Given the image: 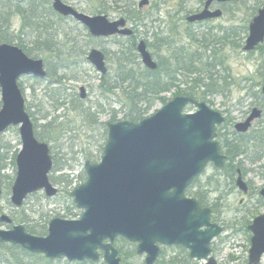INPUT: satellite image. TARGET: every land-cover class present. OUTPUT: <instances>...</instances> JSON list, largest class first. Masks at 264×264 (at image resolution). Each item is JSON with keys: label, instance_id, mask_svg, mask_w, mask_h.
Instances as JSON below:
<instances>
[{"label": "water", "instance_id": "obj_1", "mask_svg": "<svg viewBox=\"0 0 264 264\" xmlns=\"http://www.w3.org/2000/svg\"><path fill=\"white\" fill-rule=\"evenodd\" d=\"M53 10L64 18H73L86 27L94 38L131 37L134 31L127 20L111 21L108 16H91L79 12L62 0H51ZM208 0L204 10L187 18L189 23L222 17L221 10L211 11ZM150 4L141 0L139 8ZM264 43V5L249 26L243 51L251 53ZM143 65L156 71L157 62L144 40L137 46ZM87 61L101 75L108 72L106 56L93 49ZM31 76L47 80L45 63L30 58L21 48L0 44V136L11 127H19L22 150L16 158L17 176L11 189V203L21 208L27 198L43 191L47 198L59 195L50 181L53 159L50 146L40 142L34 124L26 111V100L19 80ZM81 98L87 96L80 88ZM264 95V87L262 88ZM193 106L195 113H184ZM262 111L253 109L248 119L238 123V133H246ZM225 117L206 103L178 96L151 117L139 123L121 121L108 125V141L100 163L85 164L87 180L73 191L76 207L83 210L79 220L53 219L46 237L26 232L23 225L10 231L0 230V241L20 246L32 254L48 259L97 263L103 253L105 264H122L114 243L123 238L137 245V255L145 256V264H156L160 245L181 246L190 251V259L202 264H218L211 257L212 242L224 228L212 223V210L202 208L186 191L209 164L223 169L226 156L220 153L217 128ZM239 190L249 192L238 171ZM2 187L0 180V197ZM264 198V188L260 191ZM2 222H10L8 216ZM252 234L248 264H261L264 259V215L248 227Z\"/></svg>", "mask_w": 264, "mask_h": 264}, {"label": "rangeland", "instance_id": "obj_2", "mask_svg": "<svg viewBox=\"0 0 264 264\" xmlns=\"http://www.w3.org/2000/svg\"><path fill=\"white\" fill-rule=\"evenodd\" d=\"M63 1L87 15H107L111 21L122 17L125 18L121 10L112 8V5L108 3L110 0H104L108 3L105 6L107 10L104 14H97L91 11L92 8L100 6L94 0ZM134 2L135 8L139 10L140 0H134ZM201 2V0H150L148 6L140 9L143 16L147 17L144 25L136 29L132 22H128V27L136 31L138 42L144 40L149 43L152 42L154 34L163 33V36H167L169 29L178 27L179 38L177 39L179 43L187 45L191 43L193 51L199 50V52L205 53V50H201L197 44L192 43L184 33V30L188 27L185 26L183 14L194 13L200 8ZM263 2L264 0H242L229 8L231 11L227 12L223 19L211 21L207 25L191 28V30L194 35L200 37L208 30H213L214 34H216V31L221 30V28L235 26H247L249 28L253 18L258 14V10L263 7ZM20 25L21 19L16 16L13 19V30L16 35ZM66 28L73 31L74 37L78 38L79 48L86 51L87 56L94 48L105 53L110 76L114 77L116 69L114 55L118 51L119 45L117 40L122 44H126L127 39L118 37L117 40L95 39V41L91 42L92 39L90 40L87 30L76 27L72 22L63 23L61 29L66 30ZM247 37L243 41V46ZM16 43L18 42H15L14 45L17 46ZM28 48L30 49L31 45H28ZM150 52L152 53L153 51L150 49ZM219 53L220 57L223 58V66L217 67L214 74L217 75V79L219 77L226 79V90L221 95L209 96L205 103L230 121V126L228 125L227 129L221 131L224 133L226 130L234 131V126L245 121L255 107L260 109L264 116V101L259 95L264 87V66L263 58L261 57L262 52L256 51L251 55L246 54L242 48L234 50L231 46H225ZM164 55L162 54V56ZM210 55V52L205 53V57ZM31 58L44 60L41 54L38 57L32 55ZM155 59L158 61V56ZM139 61L141 62L140 58ZM74 63L72 67H76V65L78 67L76 61ZM74 70V73L81 71ZM85 70L89 72L86 73L84 72ZM82 72L83 75H80L81 81H71L65 84L68 88L67 96H65L68 99V105L60 109H55L59 100V93L55 91L57 85L48 87V81L36 80L31 76H24L19 80V85L23 89L26 100V110L31 114H36V123L37 126H40L37 131L42 133V135L46 134L53 138L49 146L53 148L52 153L53 155L55 154L53 160L56 166L62 168V170L54 171L53 169L50 179L53 178L52 184L60 190L59 196L49 199L43 192H39L29 197L22 208H16V214H14L15 207L11 204L10 197L11 188L17 175L16 158L22 150L19 127L9 128L0 137V146H2L0 148V178L3 189V195L0 200V208L3 210L0 211V217L3 214L11 216L14 212L16 225L35 226L36 230L42 232L41 235L37 234V236L47 235L49 223L54 218L80 219L83 211L75 206L74 198L69 197V192H73L75 188L86 182V162L99 163L101 161L103 156L101 148L106 144L105 139L107 138L108 140L107 124L111 122L113 116H116L117 122L124 121L127 114L128 106L122 91L116 90L108 96H102L99 89V77L101 75L89 62L84 64ZM180 78L187 79L186 76ZM184 86L182 85V88ZM81 87H84L87 93V98L82 104L76 98H80ZM62 94L64 93L62 92ZM164 96L171 101L174 98V91ZM72 103L74 104L72 105ZM77 106H81L78 109L80 112L76 110ZM164 106L165 104L162 101L155 103L147 117L154 115ZM89 108L91 109V114L87 111ZM83 109L87 111L86 116L82 115ZM186 111L195 113L196 109L191 107ZM43 117H47L46 120L48 122L53 119L56 120L55 125H58L56 132L48 133V129L43 130L41 126L47 122L41 119ZM261 122L263 123L261 124ZM262 125H264V117L259 121L256 120L251 130H255ZM245 168L248 170L245 180L250 188V192L247 195L243 194L236 186L233 187V184H228L226 175L224 176L225 173L215 169L212 165L207 168L204 175L200 178L199 186L202 183V189L205 191L213 190L211 188L217 185L221 187L220 190L223 196L222 201L220 200L221 205L219 208L220 222L217 223L224 226L225 232L214 240L212 251V257L218 264H247L251 244L248 233L246 234L244 223L247 220L252 223L256 217L264 215V199L259 196L260 190L264 187V160L257 164L245 162ZM70 169L73 170L70 171ZM61 176H66V178L68 176L67 179L72 180V184L66 186L61 183ZM215 181H218V183ZM197 189L189 190L190 193L188 192V194L192 195ZM205 191H203L204 196L206 195ZM217 196H219V193H216V195L209 193L207 199L212 201L213 197L216 198ZM250 210L253 215L249 214ZM242 216L243 218H241ZM244 217L246 218L245 220H243ZM0 228L6 229L7 227L0 226ZM115 246L116 248H123L124 253L120 254L122 264H144V257L131 256L132 247L130 245L118 240ZM175 253L177 252H167L161 260H164L165 264H167V260H171ZM0 254L3 255L1 256L3 260H15L16 255L19 258V252L15 250L10 252L6 249H0ZM183 256L179 254L180 259H183ZM232 259H235V262ZM10 262L11 264H17L14 261ZM21 262V264H78L69 263L64 258L49 260L42 255H37V257H33L30 260L24 258ZM192 262L200 264V262L195 260ZM0 264L6 263L0 261ZM80 264L88 263L80 262ZM94 264L105 263L101 260L99 263ZM261 264H264V259Z\"/></svg>", "mask_w": 264, "mask_h": 264}, {"label": "trees", "instance_id": "obj_3", "mask_svg": "<svg viewBox=\"0 0 264 264\" xmlns=\"http://www.w3.org/2000/svg\"><path fill=\"white\" fill-rule=\"evenodd\" d=\"M94 1L98 2L100 6L92 8L91 11L93 13H106L107 8L105 6L110 3L113 9L121 10L127 21L132 22L136 26V29L143 26L147 21V17L143 16L140 9L137 10L135 8L134 0H110L108 3H106L107 0ZM229 11L227 9V12ZM16 16H19L21 19V25L17 35L13 30V19ZM66 22H72L76 27L87 30L72 18H64L57 14L52 8L51 0H0V44H15V42H18L16 43L17 46L23 49L29 57H32V55H36V57L39 54L43 55L47 69L48 87L57 85L55 91L59 93V100L57 101L55 109L67 107L68 99L65 96H67L68 88L65 84L71 81H81L80 75H83L82 68L85 63H88L87 52L79 48L78 38L74 37L73 31L67 28L66 30L61 29L63 23ZM177 28L169 29L166 34L167 36H163V33H156L152 38V42H146L149 50L151 49L153 51L152 56L154 58L158 56V68L156 71L148 70L139 61L140 56L137 52L138 40L136 38V31H134L132 37L126 38V44L120 43L117 40L118 37L112 38L117 40L119 44L118 51L114 55L116 59L115 76L111 77L109 72L100 76L99 89L101 90L102 96H108L116 90L122 91L128 106L124 121L139 123L146 119L155 103L162 101L166 105L170 102L164 95L172 91H174V98L184 96L201 102H207L209 96L221 95L226 90V79H222V77L217 79V75L214 74L217 67L223 66V58L220 57L219 52L225 46H231L234 50L243 48L242 44L249 33V28L247 26L221 28V30L216 31V34H214L213 30H208L200 37L194 35L190 28H186L184 30L185 35L192 43L197 44L201 50H205V53L210 52L211 55L208 57H205V53H201L199 50L193 51L191 43L188 45L179 43L177 39L179 38ZM61 36L63 37L62 39ZM88 36L90 40L92 39L91 42L95 41V38L90 34ZM28 45H31L30 49ZM256 51L262 52L261 57L263 58L264 66V44L260 45ZM161 53L165 55L162 56ZM253 53L250 54L252 55ZM74 61H76L78 67L77 65L76 67H72L75 64ZM74 69L81 71L74 73ZM84 72L87 73L89 71L85 70ZM184 76L187 79L180 78ZM182 85H185L184 88H182ZM259 95L264 101L262 91H260ZM76 98L79 103H83V100H80L78 97ZM1 105L0 102V109ZM79 107L81 106H77V111H79ZM190 108L188 107L186 110ZM87 111L91 114L90 108ZM87 111L83 109L82 115L86 116ZM28 114L34 123L38 140L49 144L53 139L52 136L42 135V133L37 131L40 126H37L36 114L29 112ZM41 119L47 121V117ZM55 121V119L49 122L47 121L41 127L43 130L48 129V133H54L58 128V125H55ZM110 123H117L116 116H113ZM229 124L231 123L226 118L225 124L218 128L220 152L227 157L224 169L219 171L225 173L226 182L231 185L233 184V187H235L237 171L241 170L244 176L247 175L248 170L245 168V162L257 164L264 160V125L255 130H251L247 134H237L235 129L234 131L226 130V132L222 133L221 131L227 129L230 126ZM105 142L107 144V138ZM106 144L101 148L102 153H104ZM51 152H53V148H51ZM54 155L52 153L53 158ZM61 170L62 168L56 166L54 162V171ZM72 170L70 169V171ZM67 178L66 176H61L60 180H62L61 183L69 186L72 184V180ZM50 180L52 181L53 178ZM199 182L200 178L196 179L189 189L192 191L198 188L191 196L196 198L202 207H210L213 210V222H220L219 208L223 197L220 190L221 187L215 185L214 188H211L213 190L209 189L205 191L202 189V183L199 186ZM215 182L218 183V181ZM203 191L206 193L205 196ZM209 193L212 195L219 193V196L216 198L213 197V200L210 201L207 199ZM69 197H73L72 192H69ZM249 214L253 215V212L250 210ZM245 219L244 217L243 220ZM250 224L251 222L248 220L244 223L245 231L246 234L248 233L249 239L251 235L247 227ZM226 227L229 228L228 225ZM28 231L33 235L42 234L35 227H29ZM119 241L132 247L131 256L136 255V245L123 239H119ZM117 248L120 254L124 253L122 247ZM184 251L182 249L181 256H184L181 262L176 263V261H172L168 264H193L191 261H188V255ZM16 261H18L17 256ZM232 261L235 262V259H232Z\"/></svg>", "mask_w": 264, "mask_h": 264}, {"label": "flooded vegetation", "instance_id": "obj_4", "mask_svg": "<svg viewBox=\"0 0 264 264\" xmlns=\"http://www.w3.org/2000/svg\"><path fill=\"white\" fill-rule=\"evenodd\" d=\"M179 1H185V0H179ZM202 2H201V5H200V8L197 10V11H195L194 13H188V14H183L184 15V21H185V26H187L188 28H195V27H199V26H204V25H207L208 23H210L211 21H217V20H220V19H223L224 17H225V15L227 14V9H229V8H231L235 3L234 2H229V3H218V2H214V3H212V5L209 7V9L211 10V11H217V10H221L222 11V13H223V15H222V17H219V18H216V19H211V20H206V21H203V22H196V23H192V24H189V23H187V18L189 17V16H191V15H195V14H199V13H201L203 10H204V8H205V5H206V2L208 1V0H201ZM230 11H231V9H230ZM157 61V60H156ZM158 64V63H157ZM86 99V98H85ZM85 99H83V100H85ZM244 176V175H243ZM245 177V176H244ZM244 180H245V178H244ZM246 181V180H245ZM235 186H236V183H235ZM249 186V185H248ZM261 191V190H260ZM2 195H3V193H2ZM186 196L187 197H189V198H191V197H193V196H191V195H189L188 193H186ZM259 196H260V192H259ZM261 197V196H260ZM1 198H2V196L0 197V200H1ZM262 198V197H261ZM11 202V201H10ZM12 204V203H11ZM13 205V204H12ZM15 207V206H14ZM22 208V207H21ZM15 209V213L14 214H16V207L14 208ZM17 209H20V208H17ZM1 210H3L2 208H0V211ZM13 213L11 214V216H8V215H6V214H3L1 217H0V226H2V227H4V226H6L7 228L6 229H3V228H0V230H4V231H10V230H12L14 227H16V226H18V225H23L24 227H25V229H26V232H28V233H30L29 231H28V228L29 227H35V226H25L24 224H18V225H16V216L15 215H13ZM8 216L9 218H10V222H2L1 221V218L3 217V216ZM82 216V215H81ZM31 234V233H30ZM115 244H116V242H115ZM213 243L211 244V249H212V251H213ZM0 249H6V250H9L10 252L11 251H13V250H16L17 249V251L19 252V258H18V261H16V259L15 260H3L2 259V257L1 256H3V255H1L0 254V261L1 262H5L6 264H11V262L10 261H14L15 263L17 262V264H21L22 262L21 261H23L24 260V258H26V259H31V258H33V257H37V254H32V253H30V252H28L27 250H25V249H23L22 247H20V246H17L16 247V245H13V244H10V243H4V242H2V241H0ZM182 249L183 250H185L186 251V253L185 254H187L188 255V261H194V260H192V259H190V252L187 250V249H184L183 247H181V246H171V247H169V246H165V245H160V256H159V258H158V260H157V262H156V264H164L165 263V261L163 260H161L162 258H164L165 257V255H166V253L167 252H171V251H176L177 253H175L174 254V257L173 258H171V260H167V264L168 263H170V262H172V261H176V263H179V262H181L182 261V259H180L179 258V254L181 255V252H182ZM184 251V252H185ZM120 253V252H119ZM17 256V255H16ZM20 256H21V258H20ZM43 256V255H42ZM45 257V256H44ZM50 260V259H49ZM145 260V259H144ZM196 261V260H195ZM69 262V261H68ZM25 263V262H24ZM69 263H78V264H80V262H69ZM85 263H92V262H89V261H86ZM193 263V262H192ZM94 264V263H93ZM194 264V263H193Z\"/></svg>", "mask_w": 264, "mask_h": 264}]
</instances>
